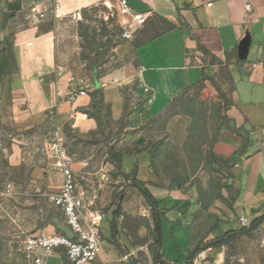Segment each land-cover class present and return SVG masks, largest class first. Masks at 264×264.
Listing matches in <instances>:
<instances>
[{"label":"rangeland","instance_id":"rangeland-1","mask_svg":"<svg viewBox=\"0 0 264 264\" xmlns=\"http://www.w3.org/2000/svg\"><path fill=\"white\" fill-rule=\"evenodd\" d=\"M120 22L116 10L105 1L53 20L55 62L62 76L85 77L100 88L119 91L142 116L144 101L136 97L139 88L129 44L132 39L122 38ZM90 97L77 120L62 121L50 115L33 126L0 121V264H30L23 249L25 241L40 233L60 232L64 226L50 200L62 183L52 173L61 174L59 164L54 169L50 166L54 159L58 162L51 150L57 140L73 158L78 185L88 190L94 208L104 214L100 238L108 242L102 243L97 264H264V203L260 197L242 212L246 227L234 229L227 221L215 227L217 214L206 212L209 206L215 208L223 190L231 196L228 165L212 153L226 97L217 81L179 94L158 116H136L130 121L124 117L118 123L111 121L101 89ZM139 151L148 154L150 172L159 185L189 186L202 192L196 198L200 209L192 219L190 242L188 227L180 225L175 216L160 220L158 244V209L145 188L118 169L121 157ZM168 200L163 202L172 209L173 201ZM195 212L192 208L191 214ZM261 214L250 228L252 219ZM214 238H220L217 244L206 248ZM160 247L172 263L164 261ZM196 248L200 249L197 253Z\"/></svg>","mask_w":264,"mask_h":264},{"label":"crops","instance_id":"crops-1","mask_svg":"<svg viewBox=\"0 0 264 264\" xmlns=\"http://www.w3.org/2000/svg\"><path fill=\"white\" fill-rule=\"evenodd\" d=\"M103 1L0 0L2 123L33 126L50 115L62 121L77 120L79 110L89 105L91 97L67 104L56 96L67 77L60 75L55 62L51 22L77 15ZM127 1L133 11L149 14L129 42L139 92L148 90L136 95L144 101L142 116L119 91L100 88L96 83L95 91L101 89L110 119L118 123L124 117L130 121L136 116H158L179 94L206 86L209 80L217 81L226 97L212 153L228 165L231 196L223 190L215 208L209 206L206 212L217 214L219 222L215 227L227 221L236 229L240 227L239 219L245 218L242 212L246 207L259 197L264 203V0ZM16 2L19 9L10 12L9 7ZM246 3L251 5V11H246ZM246 35L250 37V47L246 60L241 61L238 45ZM127 108L130 111L125 115ZM50 163L53 169L58 167L56 159ZM149 166L148 154L139 151L121 157L118 169L129 177L135 171L134 178L144 188L159 189L149 193L156 200L160 220L163 217L174 220L177 216V222L188 227L190 242L192 219L200 209L196 198L202 192L189 186H161ZM52 173L61 183V174ZM164 198L169 199L168 203L173 201L172 209L164 204ZM227 202L230 206L225 205ZM192 208L196 210L194 214ZM106 242L103 239L102 243ZM160 255L165 262H171L164 258L161 247ZM97 263L96 259L91 264ZM44 264H67V261L56 255Z\"/></svg>","mask_w":264,"mask_h":264},{"label":"built area","instance_id":"built-area-1","mask_svg":"<svg viewBox=\"0 0 264 264\" xmlns=\"http://www.w3.org/2000/svg\"><path fill=\"white\" fill-rule=\"evenodd\" d=\"M109 7L116 10L123 28L122 38L130 40L134 32L148 19V13L133 11L127 0H104ZM210 6V4H209ZM246 11H251V5L245 4ZM95 82L85 77L69 76L62 90L56 92L64 103L72 104L94 92ZM145 92L148 90L145 88ZM62 175L61 188L50 197L53 207L61 214L66 227L72 234L68 237L63 232L51 234L40 233L29 237L24 243V252L30 264H44L46 259L62 256L67 264H91L102 253L100 226L104 214L93 206V199L88 190L77 183L73 169V158L65 151L60 140L51 147ZM240 227H246L247 219H239ZM40 252V255L37 254Z\"/></svg>","mask_w":264,"mask_h":264},{"label":"water","instance_id":"water-1","mask_svg":"<svg viewBox=\"0 0 264 264\" xmlns=\"http://www.w3.org/2000/svg\"><path fill=\"white\" fill-rule=\"evenodd\" d=\"M20 5L18 2L13 3L10 7H9V11L10 12H14L17 11L19 9ZM250 47V37L249 35H246L241 42L238 45V59L241 61L246 60L247 55H248V50ZM158 231H160V228H157ZM60 231L65 233L68 237H72L71 232L66 228V227H61Z\"/></svg>","mask_w":264,"mask_h":264},{"label":"trees","instance_id":"trees-1","mask_svg":"<svg viewBox=\"0 0 264 264\" xmlns=\"http://www.w3.org/2000/svg\"><path fill=\"white\" fill-rule=\"evenodd\" d=\"M139 93H140V94H144L145 92H142V91L140 90ZM93 94H94V92H92L90 95H93ZM145 95H146V94H145ZM130 177H135V171L132 172V174L130 175ZM136 183L138 184V186L141 185V184H140L139 182H137V181H136ZM145 190H146V195L152 200L153 203H154V202L156 203V200L150 195V193H149V191L147 190V188H145ZM262 216H263V214H261L260 216H257V217H255L254 219H252V221L250 222V228L253 227L257 222H259V220L262 218ZM158 227L161 228V226H160V218H159V221H158ZM241 229H242V228H241ZM219 239H220V238H214V239H213V243H211V244H207L206 248H209V247H212V246L216 245V244H217V241H218ZM157 241H158V244L161 245L160 231H159V238H158ZM199 250H200L199 248H196V249H195V253H197Z\"/></svg>","mask_w":264,"mask_h":264}]
</instances>
